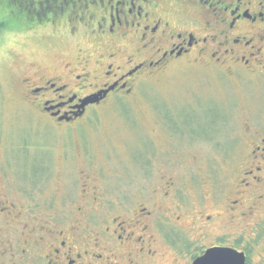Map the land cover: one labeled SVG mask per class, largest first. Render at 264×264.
Listing matches in <instances>:
<instances>
[{"label":"flooded vegetation","instance_id":"1","mask_svg":"<svg viewBox=\"0 0 264 264\" xmlns=\"http://www.w3.org/2000/svg\"><path fill=\"white\" fill-rule=\"evenodd\" d=\"M1 2L15 20L10 29L27 36L24 45L34 40L49 49L54 39L55 45L67 39L78 46L73 58L50 67L29 63L15 85L32 113L56 128L132 96L141 81L178 61L188 62L201 81H220L227 101L237 99L242 112L207 114V124L196 120L186 129L178 127V114H159L156 126L160 137L167 125L179 140L228 154L238 150L228 171L213 163L190 167L191 192L177 190L174 177L161 174L156 186L136 190L137 200L147 202L133 205L129 193L106 204L97 191L88 210L77 207L69 226L43 227L40 236L31 228L23 240L0 236V264H193L211 248L264 264V0ZM146 141L143 167L156 150L154 138ZM5 210L0 207V215ZM81 210L88 220H81Z\"/></svg>","mask_w":264,"mask_h":264},{"label":"rangeland","instance_id":"2","mask_svg":"<svg viewBox=\"0 0 264 264\" xmlns=\"http://www.w3.org/2000/svg\"><path fill=\"white\" fill-rule=\"evenodd\" d=\"M8 12L0 0V207L7 211L0 215L1 237L13 233L23 240L31 228L40 236L43 227L69 226L79 215L77 207L86 204L88 210L87 200L98 196L97 191L106 204L118 203L117 197L127 193L128 204L146 203L137 200L136 190L156 186L161 174L174 177L177 190L191 192L190 167L213 163L228 171L226 164H235L238 150L228 154L214 146L179 140L167 125L164 138L160 137L159 114H178V127L186 129L196 120L207 124V114L242 112L237 99L227 101L220 81L199 80L186 61L155 72L141 81L132 96L110 100L73 126L56 128L33 114L16 93L17 81L31 70L29 63L50 67L73 58L78 46L67 39L63 45H55L54 39L49 49L34 40L24 45L27 36L10 29L15 20L6 16ZM149 128H154V137ZM152 138L156 150L150 165L143 167L146 140ZM146 170L150 171L147 179ZM87 210H81V220L90 218Z\"/></svg>","mask_w":264,"mask_h":264},{"label":"water","instance_id":"3","mask_svg":"<svg viewBox=\"0 0 264 264\" xmlns=\"http://www.w3.org/2000/svg\"><path fill=\"white\" fill-rule=\"evenodd\" d=\"M193 264H246L242 254L225 248L208 249Z\"/></svg>","mask_w":264,"mask_h":264}]
</instances>
